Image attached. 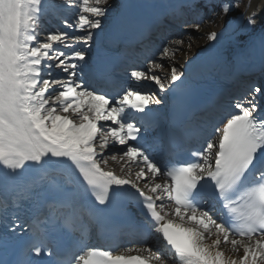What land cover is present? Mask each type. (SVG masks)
<instances>
[{
	"label": "snow or ice",
	"instance_id": "1",
	"mask_svg": "<svg viewBox=\"0 0 264 264\" xmlns=\"http://www.w3.org/2000/svg\"><path fill=\"white\" fill-rule=\"evenodd\" d=\"M240 5L221 0L217 12L205 0L208 23L223 20L219 32L204 34L208 50L219 53L256 26L259 7L248 0L238 12ZM64 9L76 10L73 20L61 17ZM110 12L109 0H0V186L13 204L31 201L35 210L31 223L15 214L0 222V264H264V84L242 86L202 122L192 133L202 143L188 159L155 160L142 131L160 126V110L151 107L163 104L159 94L187 78L198 54L185 66L177 59L201 23L186 24L184 35L156 51L146 47L143 66L127 72L131 83L110 94L85 78ZM49 18L62 27L46 30ZM112 24L118 29L122 19ZM252 39L264 48V20ZM141 82L156 91L132 86ZM112 145L123 150L107 154ZM67 184L90 210L104 211L114 199L136 205L142 218L127 222L136 242L60 247L58 232L74 227L84 207Z\"/></svg>",
	"mask_w": 264,
	"mask_h": 264
},
{
	"label": "bare ground",
	"instance_id": "2",
	"mask_svg": "<svg viewBox=\"0 0 264 264\" xmlns=\"http://www.w3.org/2000/svg\"><path fill=\"white\" fill-rule=\"evenodd\" d=\"M251 4H252L253 9H257L259 7V11H258V15H257V24L255 27H253L252 29L249 30L248 34H246V35L242 34V35L238 36L234 41L225 43L222 50L219 53L216 52L215 50H208L207 49V45L209 44L208 41H206L204 45H200L202 43L201 38H194L193 46H192L191 50L187 51V52H183V51L180 52L178 59H177V63H180L181 59L187 58L186 55L191 56L190 54H191V51L194 49V47L205 49L204 50V52H205L204 56L205 57L210 56V57L214 58L216 61L221 62V64H226V60H229L230 56L234 52H236L242 48H244V49L247 48L250 52H253V54L256 53L257 50L260 49L262 46L258 40L252 39V37L254 34H258L260 31V22H258V20H261V21L264 20V10H262V8L264 7V3H262V0H254V1H251ZM220 30H221V28H217V29L208 30V32H211V31L219 32ZM184 48L187 49V44L184 45ZM196 52H197V49L194 51V54L192 55V57L195 55ZM110 166L117 168L118 174L122 175V173L120 172L119 165H117L114 162H110Z\"/></svg>",
	"mask_w": 264,
	"mask_h": 264
},
{
	"label": "rangeland",
	"instance_id": "3",
	"mask_svg": "<svg viewBox=\"0 0 264 264\" xmlns=\"http://www.w3.org/2000/svg\"><path fill=\"white\" fill-rule=\"evenodd\" d=\"M111 1H109V3H110Z\"/></svg>",
	"mask_w": 264,
	"mask_h": 264
}]
</instances>
